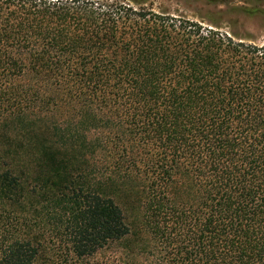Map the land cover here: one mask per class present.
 Wrapping results in <instances>:
<instances>
[{
	"label": "trees",
	"instance_id": "trees-1",
	"mask_svg": "<svg viewBox=\"0 0 264 264\" xmlns=\"http://www.w3.org/2000/svg\"><path fill=\"white\" fill-rule=\"evenodd\" d=\"M143 3L0 0V264H264V43Z\"/></svg>",
	"mask_w": 264,
	"mask_h": 264
},
{
	"label": "rangeland",
	"instance_id": "rangeland-1",
	"mask_svg": "<svg viewBox=\"0 0 264 264\" xmlns=\"http://www.w3.org/2000/svg\"><path fill=\"white\" fill-rule=\"evenodd\" d=\"M220 1L213 5L204 0H143V5L157 13L183 16L203 24L213 21L224 32L264 43V0ZM118 202L123 207L119 198ZM125 214L133 227L132 236L120 246L106 250L101 258L110 259L113 264H155V229L139 224L133 207L126 206Z\"/></svg>",
	"mask_w": 264,
	"mask_h": 264
}]
</instances>
